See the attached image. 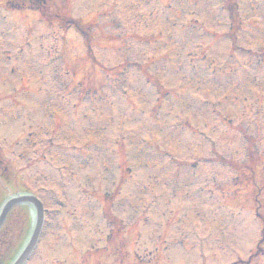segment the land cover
<instances>
[{
  "label": "rangeland",
  "instance_id": "obj_1",
  "mask_svg": "<svg viewBox=\"0 0 264 264\" xmlns=\"http://www.w3.org/2000/svg\"><path fill=\"white\" fill-rule=\"evenodd\" d=\"M2 1L0 203L45 207L27 264H264V0L232 31L223 0Z\"/></svg>",
  "mask_w": 264,
  "mask_h": 264
},
{
  "label": "water",
  "instance_id": "obj_2",
  "mask_svg": "<svg viewBox=\"0 0 264 264\" xmlns=\"http://www.w3.org/2000/svg\"><path fill=\"white\" fill-rule=\"evenodd\" d=\"M31 202L34 206V208H36V225H35V230L31 236L32 239L29 240V243L24 247L23 251L20 253V255L17 257V259L11 263V264H22L25 260V257L29 254V251L32 248V245L34 243V240L36 239V236L38 234V230H39V225L41 223V205L39 203L38 200H36L35 198L29 197L28 195L26 196H17V197H11L9 198V200H7V202L2 206V210L0 212V224L3 221V218L5 216V214L8 212V208L14 204H17V202Z\"/></svg>",
  "mask_w": 264,
  "mask_h": 264
},
{
  "label": "trees",
  "instance_id": "obj_3",
  "mask_svg": "<svg viewBox=\"0 0 264 264\" xmlns=\"http://www.w3.org/2000/svg\"><path fill=\"white\" fill-rule=\"evenodd\" d=\"M225 1H226V8L231 13L230 14V18L233 19V17L236 15V12H237V10H236V0H225ZM60 4L61 3L57 4L56 9H57V11L60 10L61 14H63V10H64L65 6L64 5H60ZM45 6H46V3L43 2L42 7L45 8ZM36 8H39V6H37ZM51 8L47 7L46 9H43V11L40 10L41 17H44V10H45L46 14L48 15L47 17H44V19L46 21L50 22V21H54L55 19H59L60 22L66 21V19H64V18H59L58 15L57 16H53L52 11H51L53 8L52 9ZM66 24H72V26H74L75 28H77L79 26V24L76 21H74V20H72L70 18H67Z\"/></svg>",
  "mask_w": 264,
  "mask_h": 264
}]
</instances>
